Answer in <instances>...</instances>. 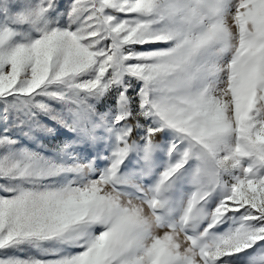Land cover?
Masks as SVG:
<instances>
[{
	"label": "snow or ice",
	"instance_id": "6c2138e0",
	"mask_svg": "<svg viewBox=\"0 0 264 264\" xmlns=\"http://www.w3.org/2000/svg\"><path fill=\"white\" fill-rule=\"evenodd\" d=\"M0 264H264V0H0Z\"/></svg>",
	"mask_w": 264,
	"mask_h": 264
}]
</instances>
